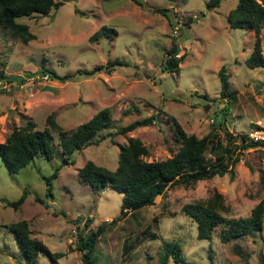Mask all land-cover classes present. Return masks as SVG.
<instances>
[{"label": "rangeland", "instance_id": "374dc122", "mask_svg": "<svg viewBox=\"0 0 264 264\" xmlns=\"http://www.w3.org/2000/svg\"><path fill=\"white\" fill-rule=\"evenodd\" d=\"M61 1L45 15L17 18L34 35L26 42L0 28V71L22 78V82L0 79V141L12 126L27 119L34 121L35 128L47 126L48 115L61 129L71 130L107 107L111 122L93 136L97 144L74 150L69 156L72 163L60 165L51 180V195L45 194L42 176L60 163L58 152L50 158L34 155L15 172L8 171L0 159V264L24 263L15 236L4 227L20 219L25 220L29 236L59 253L54 259L38 253L36 264H79L76 233L86 234L101 221L107 225L94 242L95 264H159L163 241L179 243L182 256L176 262L168 257L165 264H264V204L261 228L228 241L219 239V226L209 239L197 238L194 220L181 210L184 203L218 192L226 205L222 215H248L264 195L257 148L241 151L232 175L225 172L190 184H171L152 204L121 217L120 190L106 185L94 191L77 174L87 159L113 169L118 145L129 136L142 142L147 150L142 158L151 160L167 157L177 147L176 124L197 137L213 131L224 141L226 132L238 137L264 123L257 99L264 68L244 63L254 42L252 29L229 27L225 18L236 0H221L213 8L205 6L206 0ZM157 7L166 14L152 10ZM101 25L112 29L110 35L90 40ZM173 42L175 56H180L178 68L165 71L161 65ZM259 46L264 53V24ZM113 58L122 62L109 70L73 74L64 80L50 75V71L60 76L76 68L90 69ZM221 65L228 89L234 92L229 100L219 94ZM227 100L222 117L220 108ZM149 114L155 118L148 124L114 134L111 140L98 138ZM51 136L57 147V130L51 129ZM205 155L212 157L208 151ZM23 189L26 195L16 208L3 204ZM123 243L131 245L126 252Z\"/></svg>", "mask_w": 264, "mask_h": 264}, {"label": "trees", "instance_id": "16d2710c", "mask_svg": "<svg viewBox=\"0 0 264 264\" xmlns=\"http://www.w3.org/2000/svg\"><path fill=\"white\" fill-rule=\"evenodd\" d=\"M220 1L206 0L205 6L213 8L218 6ZM61 3V0H0V28L6 29L11 36L21 42H26L34 35L29 31L27 25L17 21V18L34 14L45 15L51 9H56ZM152 10L162 15L166 14L165 9L161 7ZM225 18L229 27L252 29L254 42L244 63L250 68L256 66L264 68V53L260 52L259 46V31L264 24V3L258 0H236L234 6L227 11ZM110 30H112L110 27L101 25L88 38L94 40L99 36H108ZM176 48L177 44L173 42L167 50L168 55L161 65L163 70H177L180 56H175ZM121 62V60L113 58L105 64L93 65L90 69L76 68L72 73H64L60 76L50 71V75L58 80H64L71 78L73 74L85 75L99 69L109 70ZM40 71L44 73L46 69ZM217 75L219 94L226 96L229 100L230 97H233L234 92L228 89L227 74L224 72L223 65L218 67ZM0 79L22 82V78L5 75L1 71ZM228 100L220 108L222 117L226 113ZM154 118L155 115L149 114L139 119L130 120L126 124L118 126L113 132L105 135L100 134L98 138L102 139L108 136L111 140L112 135L122 134L137 126L148 124ZM46 121L48 125L42 128H35L34 121L29 119L18 126H12L0 141V159L8 171L15 172L28 164L34 155L50 158L58 152L60 163L48 175L42 176L45 194L51 195V180L56 177L60 165L72 163L69 156L74 150L89 144H97L98 139H94L93 136L99 134L101 129L107 128L111 119L108 108L101 107L87 120L78 123L71 130L61 129L50 115L46 117ZM212 124L214 125V123ZM220 124L221 120L218 125ZM175 126L174 140L178 142V145L167 157L143 159L142 156L147 152L146 147L137 137L129 136L124 143L118 145L116 164L113 169H108L87 159L77 168V174L94 191L101 190L106 185L120 190L122 194L118 216L121 217L129 210L152 204L154 197L161 194L171 184H190L196 180L221 175L225 172L232 175V166L239 159L241 151L256 144L255 141L247 139V135L244 133L234 137L226 132L225 140L221 141L213 131H208L197 137L193 133H185L177 124ZM51 129L57 130V147L52 141ZM205 151L210 152L212 157L206 156ZM260 176L264 182V172H261ZM26 192L23 189L16 199L2 200V202L4 205L16 208L24 199ZM263 204L264 195L252 206L248 215L226 217L220 213L226 210L220 193L213 192L206 199L182 204L181 210L194 220L197 238L209 239L213 228L219 226V239L228 241L261 228ZM114 219L112 218L111 221ZM83 225H86V222ZM106 225L107 222L101 221L95 228L89 229L86 234H82L80 231L76 233L75 246L80 252L79 264H95L94 242L102 234ZM4 227L15 236L18 248L24 257L23 264H36L38 253H43L51 259L59 256V253L51 252L39 239L29 236L24 219L7 223ZM122 247L123 252H126L131 245L123 243ZM158 257L159 264H165L168 257H171L175 262L182 260L179 243L163 241Z\"/></svg>", "mask_w": 264, "mask_h": 264}, {"label": "built area", "instance_id": "2783aa9c", "mask_svg": "<svg viewBox=\"0 0 264 264\" xmlns=\"http://www.w3.org/2000/svg\"><path fill=\"white\" fill-rule=\"evenodd\" d=\"M6 82H10V81H6ZM257 97H258L257 99H258L259 105L264 113V81L262 82V85L259 89V93L257 94ZM257 124L258 125L250 129L246 133V135H247V139H251L252 141L256 142V144L252 148H257L260 150L261 155L259 157V166L262 170H264V123H257Z\"/></svg>", "mask_w": 264, "mask_h": 264}, {"label": "water", "instance_id": "95a60500", "mask_svg": "<svg viewBox=\"0 0 264 264\" xmlns=\"http://www.w3.org/2000/svg\"><path fill=\"white\" fill-rule=\"evenodd\" d=\"M219 118H220V112H218L217 115H216V122L219 120Z\"/></svg>", "mask_w": 264, "mask_h": 264}]
</instances>
